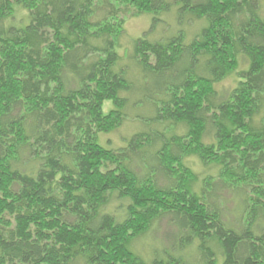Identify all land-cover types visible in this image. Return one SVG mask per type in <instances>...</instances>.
Listing matches in <instances>:
<instances>
[{"label":"trees","instance_id":"16d2710c","mask_svg":"<svg viewBox=\"0 0 264 264\" xmlns=\"http://www.w3.org/2000/svg\"><path fill=\"white\" fill-rule=\"evenodd\" d=\"M174 7L207 25L154 35ZM141 81L155 113L102 144ZM0 264H264L262 0H0Z\"/></svg>","mask_w":264,"mask_h":264},{"label":"rangeland","instance_id":"374dc122","mask_svg":"<svg viewBox=\"0 0 264 264\" xmlns=\"http://www.w3.org/2000/svg\"><path fill=\"white\" fill-rule=\"evenodd\" d=\"M262 6L264 10V0H262ZM17 17H27V12L20 10L17 13ZM163 21L160 23L156 29V33L154 35L162 36L163 34H176L179 31L183 30L188 33L189 38H191L195 33H199L206 25L205 20H195L189 23L188 21H179V12L177 7H174L170 12L166 13L162 17ZM18 25H26L28 24L29 18L22 22L18 20ZM28 22V23H27ZM206 24H204V23ZM153 25V15L151 14H144L138 17L129 18L126 23V32L124 36L121 38L120 43L121 47L119 52L122 56V63L124 65H130L131 60L129 58V54L131 53V48H134L135 42L138 38L142 37L145 32H147ZM155 32V31H154ZM153 32V33H154ZM154 35L152 37H154ZM151 37V38H152ZM191 40V39H190ZM133 68V66H132ZM133 72L135 69H132ZM139 75V73H138ZM136 75L135 79L139 78L140 76ZM138 80V79H137ZM139 81V80H138ZM235 85V77L230 76L222 83L218 84V90L223 93L230 90ZM147 94L146 88L143 86V81H141L140 85L136 86V88L131 92L130 95V103L128 104V119L124 123V125L118 130L117 132L105 135L104 138L101 139L102 144H105L103 139L111 140L112 145L119 146V145H126L127 140L131 137V135L136 132L137 130L142 129L143 121L142 119H136L138 116L141 117H149L155 113V109L147 103ZM113 107L112 101L105 102V109L109 110ZM132 117V118H131ZM106 145V144H105ZM191 163L193 164L194 168L197 171H203L202 165L197 159H191ZM232 206L234 204L230 203ZM115 206V203H113ZM114 206L108 207V209H112ZM234 209L233 207H231ZM169 224V220L167 218L163 219L156 225V229L148 234L145 238L141 239L137 245L138 248L141 250L139 253L143 252L146 255H149L153 245L162 246L164 242H166L167 233H170L174 228ZM169 243V242H168ZM161 244V245H160ZM142 255V254H141ZM144 258L148 259L146 256L142 255Z\"/></svg>","mask_w":264,"mask_h":264}]
</instances>
